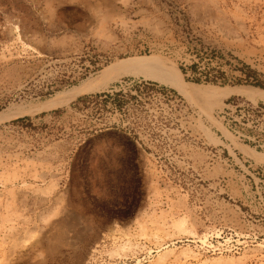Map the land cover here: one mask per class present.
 <instances>
[{
    "label": "rangeland",
    "instance_id": "rangeland-1",
    "mask_svg": "<svg viewBox=\"0 0 264 264\" xmlns=\"http://www.w3.org/2000/svg\"><path fill=\"white\" fill-rule=\"evenodd\" d=\"M121 61L264 89V0H0V112ZM160 83L0 123V264H264V163Z\"/></svg>",
    "mask_w": 264,
    "mask_h": 264
},
{
    "label": "bare ground",
    "instance_id": "bare-ground-1",
    "mask_svg": "<svg viewBox=\"0 0 264 264\" xmlns=\"http://www.w3.org/2000/svg\"><path fill=\"white\" fill-rule=\"evenodd\" d=\"M125 74H132L136 76H143L145 78H151L155 81H160L164 84L174 88L177 92L183 95L185 98L202 104L204 107H200L202 112L209 118L211 122L220 125L222 127L223 134L230 139L234 145L252 157H260L261 160H257L264 163V154L249 147L243 146L233 135H231L222 123L213 116V111L216 107H220L223 104V100L231 94H242L247 98L253 100H264V89L256 87H242V86H215V85H200L195 83H188L177 79L169 71L162 66L152 62L145 61H121L116 64L110 65L104 68L94 80H84L79 85L70 88L69 90L60 91L51 98L29 104H19L11 106L6 110L0 112V123L22 115L35 114L42 110H48L52 107L66 102L69 99L82 95L88 92L100 91L109 86L111 82ZM213 104V105H212ZM217 109V108H216ZM211 135L210 139L220 140L209 128L204 127ZM239 144L238 146L236 144ZM259 152V153H258ZM263 153V152H262Z\"/></svg>",
    "mask_w": 264,
    "mask_h": 264
},
{
    "label": "built area",
    "instance_id": "built-area-1",
    "mask_svg": "<svg viewBox=\"0 0 264 264\" xmlns=\"http://www.w3.org/2000/svg\"><path fill=\"white\" fill-rule=\"evenodd\" d=\"M110 59V56L99 55L92 68H97L109 62ZM126 85L134 91L145 89L150 94L157 95L166 103L179 100L172 90L158 81L126 75L115 80L107 89L89 96L102 99L112 90L117 91ZM184 107L188 109L187 106L184 105ZM194 113L193 110L192 114ZM213 116L239 142L264 153V100H253L242 94H231L223 100V104L214 111ZM223 137L227 139L224 134ZM233 148L236 147L233 146Z\"/></svg>",
    "mask_w": 264,
    "mask_h": 264
}]
</instances>
